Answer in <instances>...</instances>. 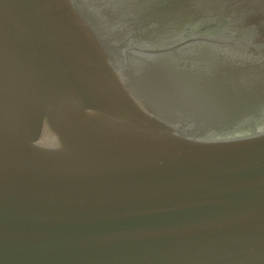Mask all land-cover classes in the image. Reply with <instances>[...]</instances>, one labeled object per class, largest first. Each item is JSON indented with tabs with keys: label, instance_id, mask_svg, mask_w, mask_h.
<instances>
[{
	"label": "water",
	"instance_id": "1",
	"mask_svg": "<svg viewBox=\"0 0 264 264\" xmlns=\"http://www.w3.org/2000/svg\"><path fill=\"white\" fill-rule=\"evenodd\" d=\"M0 264H264V0H0Z\"/></svg>",
	"mask_w": 264,
	"mask_h": 264
}]
</instances>
